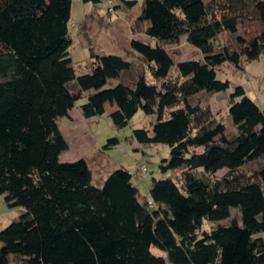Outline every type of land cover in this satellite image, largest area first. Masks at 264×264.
Returning <instances> with one entry per match:
<instances>
[{"label":"trees","instance_id":"obj_1","mask_svg":"<svg viewBox=\"0 0 264 264\" xmlns=\"http://www.w3.org/2000/svg\"><path fill=\"white\" fill-rule=\"evenodd\" d=\"M71 12L72 0H0V195L22 210L0 231V264H264V236L254 238L264 235V108L233 85L229 134L202 98L231 87L222 66L264 54V0H144L136 23L155 44L130 46L152 80H125L133 62L94 49L78 74ZM184 36L202 57L176 63L166 45ZM82 98L86 118L113 106L118 129L139 110L151 117L131 138L144 154L169 146L160 170L180 175L154 178L146 197L125 168L95 184L86 158L61 162L69 144L57 120ZM205 220L227 221L205 230Z\"/></svg>","mask_w":264,"mask_h":264},{"label":"rangeland","instance_id":"obj_2","mask_svg":"<svg viewBox=\"0 0 264 264\" xmlns=\"http://www.w3.org/2000/svg\"><path fill=\"white\" fill-rule=\"evenodd\" d=\"M127 1H134V3L130 5L126 0H117L114 5L109 6L103 0L95 5L83 0H72L70 27L73 43L70 47V54L78 74L88 71L86 63L90 61L91 50L94 49L99 54L119 55L133 62L132 71L124 75L125 80H135L140 72H145L152 80L148 66L138 53L132 51L130 46L133 38L155 44L153 39L137 27L136 19L144 0ZM166 48L174 54L176 63L202 57L201 50L190 44L186 36L177 44L166 45ZM171 73L174 76L177 75L175 68ZM263 73L264 54L258 60L246 63L244 69L228 64L224 65L218 72V78L229 79L231 87L226 91L215 92L207 99V96H202L206 100L205 105H210L218 118L227 125L229 134L236 131L228 114L229 94L233 85H243L250 104L264 108V85H261L257 80ZM117 82V80H111L106 87ZM86 100V98H82L75 103V106L70 110V118L61 116L57 120L60 130L69 144V148L60 156L61 162L86 158L93 173V183L99 184L116 168H125L131 171L134 161L145 156L149 171L141 179L133 178L132 183L140 189L141 195L146 197L149 196V186L154 178L160 180L180 175L177 170L172 169L166 173H162L160 170L159 165L162 163V159L170 157L169 146L150 147L145 149L146 153L144 154L140 144L131 138L133 128L151 126V117L139 110L127 127L118 129L109 118V113L115 109L113 106L107 104V112L102 116L86 118L81 109V105ZM111 138H119L120 144L104 149V145ZM227 171V168L222 169L216 175L222 176ZM21 212L22 210L18 207H9L5 202L4 195H0V231L18 219ZM232 216H238V211L235 208L232 209ZM226 221L205 220L203 228L210 230ZM262 236H264L262 230L254 233V238ZM152 250L156 254H163L158 248L153 247Z\"/></svg>","mask_w":264,"mask_h":264},{"label":"built area","instance_id":"obj_3","mask_svg":"<svg viewBox=\"0 0 264 264\" xmlns=\"http://www.w3.org/2000/svg\"><path fill=\"white\" fill-rule=\"evenodd\" d=\"M103 1L109 6H112L117 0H103ZM257 80L261 83V85H264V73L260 75L259 78H257ZM148 171L149 169H148L147 159L145 156H142L140 159H136L134 161L133 169L130 172L133 178L141 179L148 173ZM149 204L152 206L155 205V203L152 200L149 201Z\"/></svg>","mask_w":264,"mask_h":264}]
</instances>
